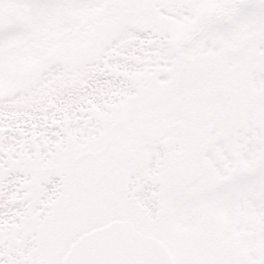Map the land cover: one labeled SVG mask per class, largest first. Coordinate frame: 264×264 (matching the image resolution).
Masks as SVG:
<instances>
[{"label": "snow or ice", "instance_id": "obj_1", "mask_svg": "<svg viewBox=\"0 0 264 264\" xmlns=\"http://www.w3.org/2000/svg\"><path fill=\"white\" fill-rule=\"evenodd\" d=\"M0 264H264V0H0Z\"/></svg>", "mask_w": 264, "mask_h": 264}]
</instances>
